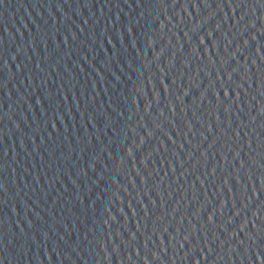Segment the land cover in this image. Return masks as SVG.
Wrapping results in <instances>:
<instances>
[{"label": "water", "instance_id": "1", "mask_svg": "<svg viewBox=\"0 0 264 264\" xmlns=\"http://www.w3.org/2000/svg\"><path fill=\"white\" fill-rule=\"evenodd\" d=\"M148 0H0V222L69 134Z\"/></svg>", "mask_w": 264, "mask_h": 264}]
</instances>
